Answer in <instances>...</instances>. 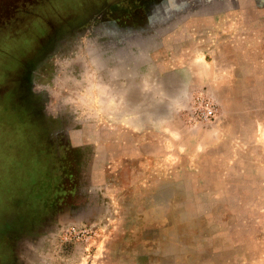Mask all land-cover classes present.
I'll return each instance as SVG.
<instances>
[{"label":"rangeland","instance_id":"374dc122","mask_svg":"<svg viewBox=\"0 0 264 264\" xmlns=\"http://www.w3.org/2000/svg\"><path fill=\"white\" fill-rule=\"evenodd\" d=\"M0 264H264V0H0Z\"/></svg>","mask_w":264,"mask_h":264},{"label":"built area","instance_id":"2783aa9c","mask_svg":"<svg viewBox=\"0 0 264 264\" xmlns=\"http://www.w3.org/2000/svg\"><path fill=\"white\" fill-rule=\"evenodd\" d=\"M188 107V120L195 123H213L216 120L215 101L202 89L197 90L191 98ZM95 230L91 225L67 224L63 226L58 234V240L65 242H78L88 248L95 240Z\"/></svg>","mask_w":264,"mask_h":264},{"label":"flooded vegetation","instance_id":"af4514ba","mask_svg":"<svg viewBox=\"0 0 264 264\" xmlns=\"http://www.w3.org/2000/svg\"><path fill=\"white\" fill-rule=\"evenodd\" d=\"M34 24L35 25H34L33 28L35 30L39 29L40 25H38V22H36ZM56 33H57L56 31L52 30L51 35L49 37L46 36L44 38V40H42L40 43L37 42L38 37L35 40V38H33L32 34L28 33L29 36H24V37H22L21 39L18 40L17 43L20 42L22 44L21 45H16L17 49H19V51H23V53H25L27 55V61L25 62V67L22 68V70H24V71H21V73H23L24 77H26V79L25 80L23 79V80L26 83L28 92H29V89H30V91L32 90V92H34V94L37 95L36 97H38V96L40 97L41 96V91L38 90V89L33 90V84L34 83L32 81V76H33L35 68L38 66V63H40V64L43 63L44 60L46 59V57L48 56V55L46 56V54L48 53V52H45L46 48H48V44L49 43H52L53 39L55 40ZM13 48L16 49L15 46H13ZM30 83H31L32 87H31ZM53 117L55 118V116H51V118H53ZM47 118L48 117H45V115H41V114L40 115H36V120L37 121L33 119V121L35 122L33 127H35V129H38V130H43V129L44 130H49V129L52 130V128H51L52 125H48V123H50L51 121H49ZM33 127L28 128L29 131L33 130L32 129ZM38 130H36V131H38ZM46 144L48 146L47 150H50V148L53 150V148H52L53 145L51 143H49L47 141ZM65 149L67 150L68 147L67 146L65 147V144L63 142H61L60 144L56 145V151L57 150L64 151ZM71 150H74V149H71Z\"/></svg>","mask_w":264,"mask_h":264},{"label":"crops","instance_id":"0c3cea01","mask_svg":"<svg viewBox=\"0 0 264 264\" xmlns=\"http://www.w3.org/2000/svg\"><path fill=\"white\" fill-rule=\"evenodd\" d=\"M110 85H111V80H110V83H109ZM145 84H141V87L143 88V86H144ZM191 85V84H190ZM165 87V86H164ZM186 88H187V85H186ZM138 89V90H137ZM174 89V91H173V95H174V98L176 99H178V98H180L181 97V95H183L184 93H185V85L184 84H182V85H180V87L179 88H173ZM136 90L139 92V91H142L140 88H139V84L137 85V88H136ZM139 94V93H138ZM138 94H136L135 96H132V97H134L135 99H137V97H138ZM133 98V99H134ZM139 99V98H138ZM175 102H176V100H175ZM162 125H164V123L163 122H157L156 124H154V126H152V127H154V128H157V130H159L160 131V129H162L163 128V126ZM147 128H150L149 127V125H147L146 126ZM152 130H154V129H152Z\"/></svg>","mask_w":264,"mask_h":264},{"label":"trees","instance_id":"16d2710c","mask_svg":"<svg viewBox=\"0 0 264 264\" xmlns=\"http://www.w3.org/2000/svg\"><path fill=\"white\" fill-rule=\"evenodd\" d=\"M19 8H21V6H18V3L16 4V6L14 7L13 6V8H12V10H15V11H17V9H19ZM3 25H5V24H3ZM17 45H21L22 43H16ZM13 47V46H12ZM15 47L17 48V46L15 45Z\"/></svg>","mask_w":264,"mask_h":264}]
</instances>
